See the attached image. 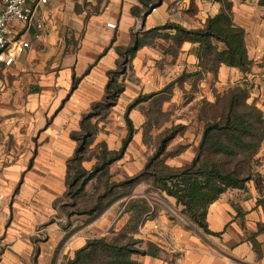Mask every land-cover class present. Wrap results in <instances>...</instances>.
I'll list each match as a JSON object with an SVG mask.
<instances>
[{
  "label": "crops",
  "instance_id": "obj_1",
  "mask_svg": "<svg viewBox=\"0 0 264 264\" xmlns=\"http://www.w3.org/2000/svg\"><path fill=\"white\" fill-rule=\"evenodd\" d=\"M230 1L235 25L246 32L254 66L244 75L222 65L217 76L206 74L199 80L200 95L210 98V88L216 85L247 84L249 102L264 113V7L260 0ZM153 3L151 9L156 7V11L145 13L140 0H48L37 9L30 28L13 24V40L26 42L30 48L14 65L0 66V112L10 115L8 132L17 138L13 146H0V196H4L0 264H65L90 240H111L131 224L132 214L124 212L126 199L113 202L95 217H67L62 201L67 192V164L78 146L72 134L80 132L92 105L103 100L108 74L118 69L117 48L129 47L142 26L148 31L173 23L197 30L222 10L216 0ZM135 8L141 9L143 20L134 14ZM39 23L44 31L38 29ZM161 46L168 48L159 41V46L136 54L131 64L133 80L125 77L126 89L115 108L128 107L141 95L161 92L175 82L171 79L175 73L182 76L199 70L198 45L183 44L177 56L166 54ZM75 80L79 83L73 90ZM13 126L17 127L12 130ZM134 128L129 154L119 162L131 160L130 155L138 150L147 151L139 127ZM127 136L123 131L117 141L100 131L93 146L104 142L110 151H118ZM137 154L139 164H145L146 158ZM260 156L264 159V145ZM94 165L95 161L86 162L84 168L91 171ZM96 184H90L91 191L87 187L88 194L94 193ZM150 208L132 236L163 253L159 258L136 256L138 264H264V196L256 191L230 190L214 203L207 216L211 235L187 225L182 216L181 222L173 221L158 206L157 211L153 205ZM39 230L45 234L40 236Z\"/></svg>",
  "mask_w": 264,
  "mask_h": 264
},
{
  "label": "trees",
  "instance_id": "obj_2",
  "mask_svg": "<svg viewBox=\"0 0 264 264\" xmlns=\"http://www.w3.org/2000/svg\"><path fill=\"white\" fill-rule=\"evenodd\" d=\"M216 1L222 5V10L215 17L209 18L202 29L189 30L173 23L148 31L141 29L135 31L129 47L117 48L120 57L118 69L108 74L109 83L103 100L92 105L91 111L81 121L80 132L72 134V139L78 146L67 164V192L62 201V211L67 217H95L107 207L104 203L114 197L115 192L108 177L109 169L124 158L133 140L135 128L130 113L134 109L166 94L186 79L196 78L199 81L206 74L217 76L222 65L238 69L244 75L252 71L254 62L249 58L246 32L234 23L233 3L230 0ZM140 3L145 13L154 5L153 0H140ZM259 4L264 7V0H260ZM133 12L141 17L140 8H135ZM159 41L166 42L168 48H161L172 56H177L185 43L198 45L199 70L184 73L161 92L139 96L127 107L125 119L128 136L119 151H108L104 142L92 149L99 133V123L95 124L93 121H103L118 105L119 98L126 89L125 77L132 71L131 64L136 54L145 47L159 46ZM78 83L79 80L74 81L73 90ZM225 100L223 116L205 126L197 156L190 165L179 170L165 169L167 174L162 176L157 173L149 174L147 168L119 187H131L143 179L153 178L159 191L175 199L177 206L183 208L182 212L192 224L211 235L207 223L209 208L228 191L247 189V184L254 179V160L264 145V113L255 103L249 104L248 85L231 87L226 92ZM175 136L176 134H172L169 140ZM101 149L104 150L100 151ZM92 161H95V165L91 171H87L84 164ZM94 181H106V192L103 195H98V190H94L92 195L87 193V187ZM142 203L145 204L141 209L134 200L126 205L124 212L131 213L132 220L125 231L111 240H90L65 264H138L134 260L136 256H162L163 251L159 247L136 240L132 236L134 233L130 232L131 228L142 224L151 211L147 202ZM68 209L71 212H67ZM262 231L261 229L259 232Z\"/></svg>",
  "mask_w": 264,
  "mask_h": 264
},
{
  "label": "rangeland",
  "instance_id": "obj_3",
  "mask_svg": "<svg viewBox=\"0 0 264 264\" xmlns=\"http://www.w3.org/2000/svg\"><path fill=\"white\" fill-rule=\"evenodd\" d=\"M126 76L129 81L133 80L132 71H129ZM180 77L181 73H175L171 79L175 78L176 81ZM235 85L237 83L227 88H221L217 85L216 87L212 86L210 88L211 97L209 98L204 94L200 95L202 93L200 82L196 78H189L184 82H179L166 94L148 103H143L132 111L130 119L134 127H139L138 132L142 134L143 143L147 148L146 152H140V150L137 152L142 153L143 157L146 158V162L145 164H139L137 158L140 157L137 152H133L130 155L131 160L126 163L117 162L113 164L109 169L108 177L115 195L110 199L111 202L108 200L104 204L109 206L119 200L126 199L127 203L134 200L141 209L144 208L143 204H145L142 202L148 201L155 209L158 206V211L165 210L173 221L181 222L182 216L187 225L192 224L182 212L183 208L171 203V199L159 191L153 178L143 179L131 187L123 188L119 186L130 182L147 168L149 174L157 173L162 176L167 174L165 169L179 170L186 165H190L197 156L205 126L223 116L224 107L226 106V92ZM126 110L127 106L114 107L107 118L99 122V132L101 131L109 138H115L119 141L123 131L128 133L125 119ZM9 116L0 112V146L3 149L17 144V138L11 135V131L8 132V128H10L8 122L12 121L8 118ZM15 127L17 126H13L12 130ZM172 134H176V136L174 139L169 140ZM106 148L109 151L108 145ZM102 150L104 149L100 151ZM126 153L129 154V152ZM254 161V179L247 184L245 191H256L263 197L264 159L260 156V152ZM105 184L106 181L98 182L94 185L93 191L98 190V195H103L106 192ZM88 190H92V185L88 187ZM68 202L70 203V201ZM67 212H71V210L68 209ZM142 224L131 228L130 232H138Z\"/></svg>",
  "mask_w": 264,
  "mask_h": 264
},
{
  "label": "built area",
  "instance_id": "obj_4",
  "mask_svg": "<svg viewBox=\"0 0 264 264\" xmlns=\"http://www.w3.org/2000/svg\"><path fill=\"white\" fill-rule=\"evenodd\" d=\"M47 3L48 0H0V66L14 65L17 58L30 48L26 42L13 40V24L18 22L30 28L34 23L37 9ZM155 11L156 9L153 12ZM37 27L42 31L45 30L43 24L39 23ZM109 27L115 28L114 25ZM3 199L4 196H0V211ZM37 234L43 236L45 230H39Z\"/></svg>",
  "mask_w": 264,
  "mask_h": 264
},
{
  "label": "water",
  "instance_id": "obj_5",
  "mask_svg": "<svg viewBox=\"0 0 264 264\" xmlns=\"http://www.w3.org/2000/svg\"><path fill=\"white\" fill-rule=\"evenodd\" d=\"M155 9L156 7L152 8L150 12L152 13ZM141 29H143V26L141 27Z\"/></svg>",
  "mask_w": 264,
  "mask_h": 264
}]
</instances>
